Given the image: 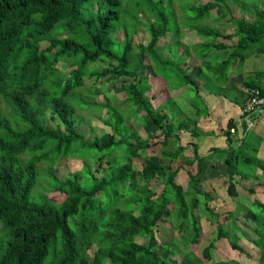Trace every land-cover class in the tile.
Here are the masks:
<instances>
[{"label":"trees","instance_id":"trees-1","mask_svg":"<svg viewBox=\"0 0 264 264\" xmlns=\"http://www.w3.org/2000/svg\"><path fill=\"white\" fill-rule=\"evenodd\" d=\"M233 3L244 11L239 16ZM263 5L264 0H0V264H175L174 257H180L181 264H247L211 263L216 239L204 247L203 257L180 249L181 243L185 249L199 243L203 231L192 205L202 196L198 178L204 156L198 143L182 145L179 133L201 136L198 119L190 116L174 123L175 116L172 121L169 115L175 100L169 93L162 96L168 92L165 87L161 96L150 97L149 91L157 88L151 85V75L143 72L152 65L155 71L161 68L166 86L194 88L185 67L192 55L184 57L191 54L190 45L177 39L168 45L169 57L158 48L172 32L182 36L187 30L196 32L204 48L190 66L205 71L207 64L209 92L244 106L255 90L264 94V69L247 76L239 93L224 85L233 64H244L252 45L264 41ZM229 15L234 32L224 33L206 22L218 23ZM144 17L150 18L145 25L147 43L135 39ZM220 38L236 42L227 44ZM97 62L108 65L99 68ZM105 76L123 79L124 102H130L133 111L120 110L109 99L105 104L96 101L99 89L89 90L90 97L84 93L88 80ZM216 80L223 85L217 91ZM81 105L106 108L108 116L102 121L111 132L101 136L80 132L79 120L86 122ZM143 111L148 135L160 131L164 136L160 156L170 162L143 156L149 139L127 134L125 116L138 117ZM50 118L55 125L47 122ZM228 125L231 135L235 120ZM246 134L236 146L214 152L225 154L231 196L237 194V183L250 180L264 196L263 160L257 157L252 134ZM190 147L189 157L185 151ZM119 153L125 154L126 162L118 161ZM70 156L83 158V166L60 177L56 166ZM142 157L145 165L136 169L133 159ZM180 157L190 165L198 161L196 174L186 171L187 188L176 180L182 167L171 168V161ZM92 162L98 165L94 168ZM159 185L164 186L160 193ZM51 193L61 198L56 200ZM255 198L243 215L255 225L257 264H264V198ZM209 202L206 199L200 209L208 221L217 222L215 237L229 238ZM237 216V211L229 214L235 233L240 231ZM162 218H170L172 228L180 229L184 237L160 242L154 227ZM141 236H149V242L139 241ZM238 236L229 238L230 245L251 258Z\"/></svg>","mask_w":264,"mask_h":264},{"label":"rangeland","instance_id":"rangeland-1","mask_svg":"<svg viewBox=\"0 0 264 264\" xmlns=\"http://www.w3.org/2000/svg\"><path fill=\"white\" fill-rule=\"evenodd\" d=\"M202 2V1H201ZM232 8L235 11V14L237 16L240 15V13L244 12L241 7H238L237 4L232 5ZM264 8V5H263ZM246 16L249 19L255 18V15L246 13ZM143 17V16H142ZM230 16L227 18L223 19L221 22L218 23H213L211 20H208V23H213L217 25L220 30H222L224 33L228 31H233L235 28L232 25L230 21ZM148 17H144L143 25L140 26L139 31L135 33V39L136 41H143L147 43L149 41V36H148V31L146 29V23L148 21ZM179 24V23H178ZM120 38L123 40L124 37V32H120ZM181 33H175L172 32L168 34V38H164V42L161 43L159 46L158 50L160 54H162L164 57H169L171 56V51L168 48V45L171 44L172 42L175 43L177 39H181L183 42L187 43L190 45L192 52L195 54L200 53V51L203 50V44L201 43V38L199 35H197L195 32L188 31L185 33L184 36H182ZM220 41H224L225 43L232 44L236 40H224L223 38L219 39ZM175 50V49H174ZM223 54L227 55L226 51H222V56ZM225 55V56H226ZM190 54H185L184 57L187 58L189 57ZM211 60V58H208ZM197 59L195 56L190 58V64L185 65V67L188 70L189 74V79H194V88L191 89H200L201 94L204 96L205 100L208 102L210 108L207 107V102H202L201 98L199 96H196V94H192V96L195 99V106L200 107L201 113L198 114V109L197 112H191L195 113L194 116H191V120H197V127L198 131L201 135L200 140L198 141L199 146H203V149L201 150L202 154H208L211 155L210 151L212 152V148H209L210 145L214 146L216 145V141H218L221 136L225 135V131L221 129V124H226L227 117H228V109H226L224 106H220V110L218 107H216V104L212 105L214 103L212 96L206 92L207 88L205 86V81L207 80L206 73L208 70V65L204 64V70H201V68L198 67L197 72L195 71V67L190 66L192 62H195ZM67 62V61H65ZM107 63L103 62H97V66L99 68L107 66ZM264 69V41L253 44L251 49L248 51V56L244 62V64H237L236 67H234L232 70L236 71H244V72H254L255 70H261ZM161 68L158 70H154L153 66L150 65L146 70H144L143 74H150V82L151 85L155 86L157 89H151L149 91V96L154 97L155 94L161 96L163 88L165 87V90L168 92L163 93V97L168 96L169 90H170V95L172 96V99L176 97L175 102L173 101V111L175 112H170L169 117H171L172 121L175 116L176 120L174 123L179 124V122L184 119V118H189L190 117V112L188 109L190 102L194 101V99L190 98L189 94L186 95L189 91L187 90L188 87H184L185 85L179 86V87H173L170 88L166 86V82L163 80L164 77L160 74L161 73ZM208 73V72H207ZM159 74V75H158ZM254 74V73H253ZM251 74H248V76ZM123 85L124 81L122 78H116L114 80L110 79L109 76L102 77L98 80L96 79H91L88 80L87 83L85 84V90L84 93L88 95L89 97L91 96L89 93V90L92 89H99L100 90V95L95 98L96 101L101 102L103 104L108 102V99L110 100V103L114 106H117L120 110L125 111L128 109L129 112L133 111L132 104L130 102H124L126 99V93L123 90ZM161 86V87H160ZM222 83L219 81H215V90H219L220 87H222ZM191 87V86H190ZM193 87V86H192ZM185 91V93L183 92ZM114 96V97H113ZM217 96V95H213ZM200 98V99H199ZM164 99H162L163 101ZM202 102V103H201ZM172 106V104H170ZM83 109H80L79 112L83 115V117L86 119V122H82L79 120L78 124V130L82 133L86 134H92L95 133V135L101 136L105 132H111V127L108 126L106 123L102 121L103 118L107 117V109L106 108H97L95 105H89L87 107L81 105L80 106ZM180 108H184L183 110H179ZM222 109H225L226 113L222 112ZM146 111L139 112L138 117H131L129 118L127 115L125 116V121L123 125H128L129 129L127 131L128 135H134L135 138L137 139H149V147L146 148L144 151H142L143 156L148 154L151 156L154 160L162 159L164 163L170 162L167 159H164L160 155L162 154V141L164 140V136L160 134V131L155 132L152 136L148 135V131L146 130L144 126V118L143 116L145 115ZM211 113V114H209ZM80 115V113H79ZM173 115V116H172ZM205 120H202L205 118ZM200 120V121H199ZM190 121V120H189ZM50 125H55V122L50 118L47 121ZM190 123H192L190 121ZM191 125V124H190ZM91 130H90V128ZM212 128H216L214 130L216 132L215 136L212 134L213 137L209 138L206 141V134L209 133V130ZM93 130V131H92ZM233 131V130H232ZM182 140L180 143L185 144L188 146V142L195 140L197 137L192 136V134L189 131L185 130H180L179 131ZM226 136V135H225ZM224 136V137H225ZM251 138H254L251 136ZM135 139V140H136ZM172 140V138H170ZM228 140V139H227ZM213 142V144H212ZM217 147V146H216ZM186 155L190 157L192 154V147H190L187 151H185ZM117 159L119 162L124 163L127 161V157L123 153H119L117 155ZM212 159H209V161L204 160L203 161V172L200 174L198 181L200 182L198 189L201 190L202 196H198L199 198H196L193 202V208L195 214L199 215L201 217V225H202V235L200 238L199 243H192V244H187V249L183 247V244L181 243L180 249L186 250V251H193L197 255H200V257H203V249L205 246H207L212 239H216L215 241V247L213 248V257L211 258L210 262H216L219 260H228L230 262L234 261H240L242 263H247V264H257L259 262L257 258V248L253 243L254 239V229L255 225L252 224V222L248 219L245 218L243 214H246L250 211L251 203L256 199L255 197L261 196L264 198V196L261 193V187L259 185H256V182L252 180L251 182L243 181L241 184H238L239 187L236 186L237 194L234 196H231L228 193V183L229 180V173L227 170V167L225 163L221 164H216V162H212ZM134 165L136 169H141L145 165V159L144 157L142 158H134L133 159ZM98 163L92 162V166L95 168ZM106 161L102 166L105 167ZM83 166V158H80L79 156L75 157H68V158H63L61 162H59V165L56 166L58 167L57 174L60 177H65L69 173V171L77 170L80 169ZM179 167H182L180 169V174H178V178L176 179L178 183L182 184L185 188L188 186V173L186 172L189 169L192 170L193 174L197 173V163L195 162L193 164H187L185 159L183 157H180L174 161H171V168L172 170H176ZM101 176V174H99ZM46 180V179H45ZM157 183L154 182V184ZM244 186V187H243ZM253 187L254 189H257L259 193H250L248 192L247 189ZM163 185L158 186V193L161 192L163 189ZM52 198H55L56 200L61 198L60 194H50ZM206 199H209V205L214 208V210L219 214L218 219L221 221V223L224 224L225 228L229 230V235L231 238H235V236H238V242L245 247L246 251L249 252L252 257L250 258L249 256H246L245 254L241 253L240 251L234 249L229 242V238H218L215 237L216 231H217V222L216 223H211L212 221H208L206 219L207 213L204 212L202 209H200L201 204L206 201ZM175 206H173V203H170L168 208L170 210L174 209ZM231 211H237L238 213V226L240 228V231L238 233H235L234 230L231 228L232 227V218H229V214ZM166 217V216H165ZM161 220V221H160ZM158 222V225L154 227V233L156 234L158 240L160 242L163 241H169L171 239H176L179 241L183 236V233L180 229L177 228H172V221L171 219H165L162 218ZM186 234V233H185ZM139 241L141 242H149V236H141L139 238ZM96 247L90 250L91 253L95 251ZM92 256V255H91ZM176 258V259H174ZM174 263L175 264H181L180 257H174Z\"/></svg>","mask_w":264,"mask_h":264},{"label":"crops","instance_id":"crops-1","mask_svg":"<svg viewBox=\"0 0 264 264\" xmlns=\"http://www.w3.org/2000/svg\"><path fill=\"white\" fill-rule=\"evenodd\" d=\"M234 4L235 3H233L232 5H234ZM238 7H240V6H238ZM206 22H208V20H206ZM188 31L189 30H187V32ZM234 31H235V29L232 32H234ZM228 32H231V31H228ZM193 54L194 53L191 52L190 55H192V57L195 56V55H197V54H195V55H193ZM224 55H226V54H224ZM236 66H237V62H235L233 64L231 70L234 67H236ZM193 67H195V71L194 72H197L196 69H198L199 66H193ZM255 71L254 72L253 71L252 72H244V71H236V70L233 71L232 70V72H230L228 74V80L225 83L224 87L225 88H228L229 90L236 91V93H239L240 90H242L244 88V79L248 76V74H253V73H255ZM191 88H193V87H188L187 89H191ZM191 90H194V91H197L198 92V95L201 98L202 102H207L205 100L204 96L200 93L201 92L200 89H196V90L195 89H191ZM183 92L185 93V91H183ZM206 92H208L212 96V98H213L214 103L212 105L216 104V107H218L219 110H220V106L221 107L224 106L226 109H228L229 112L227 113L228 114V117H227L226 124H224V125L221 124V127H222L221 129H223V131L226 130L225 131V135L226 136L225 135H224L225 137L224 136H221V138L218 141H216V143H217L216 145H214V146L210 145L209 148H212V152L210 151V153H212V154L209 155L208 154L209 152L207 154H202L201 153V150L203 149V146H199V154L202 155V156H204V158L201 160L202 167H203V161L204 160L209 161V159H212L213 160L212 162H216V164L225 163V165L227 167V163L224 160L225 154L215 153L214 152L215 151L214 149L215 148H228L229 145H231V144H233L234 146H236L237 144L240 143V141H238V140L241 139V137L247 135L246 134L247 132L249 134H252V137H254V138H252V142H253V144L255 143L254 146H258L257 157L259 159H262L263 160V165H264V112H262L261 114H258L256 116H254V118H253V125L251 127H249V122L246 120V118H245V116L243 114V109H244V106H245V103H246L245 101L246 100L244 101L245 103H244V106H243L242 103L239 104V103H237V101H231L229 98L225 97L223 94L211 93V92H209L208 89H207ZM188 94H189V96H190L191 99L192 98L194 99V97L192 96V93L190 91L186 95H188ZM214 94L217 95V96H213ZM169 95H170V91H169ZM174 99H176V97H174ZM194 102H195V99H194V101H191L190 102L189 108H186V109L189 110V112L191 114L190 116H194L195 115V113H192V112H194V111L197 112L196 107L194 105ZM207 107L210 108L208 102H207ZM183 109L184 108H180L179 110H183ZM175 112H177V110ZM222 112H224V114H225L226 113L225 109H222ZM209 114H211V113H209ZM205 119H206V117L203 118L202 120H205ZM231 119H234L235 120L236 127H234V128L231 129V135H229L228 134V127H229L228 124H229V122H230ZM245 123L247 124V128L246 129H244ZM214 130H216V128H213V130L211 128L209 130V133L206 134V136H207L206 141L209 138L213 137L212 134L215 136L216 132ZM192 136H194V135H192ZM196 137L197 138L195 140L188 142V144L191 143V142L198 143V141L200 140V137L201 136H199V137L196 136ZM256 139H259V144L258 145L256 143ZM181 140H182V136L180 134V141ZM212 144H213V142H212ZM182 145H185V144H182ZM198 145H199V143H198ZM196 163H197V168H198V161H196ZM227 170H228V167H227ZM189 171L192 172L191 169H189ZM197 172H198V170H197ZM231 172L236 173V170L231 171ZM259 172L260 173H263V170L260 169ZM228 173H229V170H228ZM249 182L252 183V180H250ZM238 184H241V183H237V187H239ZM252 185H253V183H252ZM250 188H253V187L250 186Z\"/></svg>","mask_w":264,"mask_h":264},{"label":"built area","instance_id":"built-area-1","mask_svg":"<svg viewBox=\"0 0 264 264\" xmlns=\"http://www.w3.org/2000/svg\"><path fill=\"white\" fill-rule=\"evenodd\" d=\"M264 112V94L259 90H255L245 103L243 114L249 122V127L253 125V116Z\"/></svg>","mask_w":264,"mask_h":264}]
</instances>
